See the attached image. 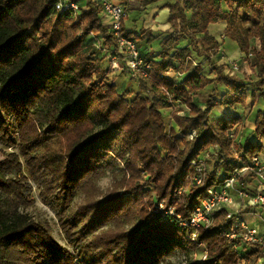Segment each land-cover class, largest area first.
<instances>
[{
    "label": "trees",
    "instance_id": "obj_1",
    "mask_svg": "<svg viewBox=\"0 0 264 264\" xmlns=\"http://www.w3.org/2000/svg\"><path fill=\"white\" fill-rule=\"evenodd\" d=\"M59 1L0 0V113L14 117L17 148L25 163L30 168V159H36L56 177L66 206L75 191H88L92 179L101 175L97 159L100 151H109L107 141L120 144L125 176L119 189L123 191L116 190L100 203L86 204L70 221L60 219L71 246L77 248L88 234L107 224L137 217L140 224L135 233L124 235L129 236L125 264H152L156 249L164 245L170 249L186 245L193 250L204 245L203 264H259L256 248L249 246L242 255L239 249L248 245L226 237L230 221L224 211L214 215L210 227L197 231L195 241L191 229L179 223L189 219L210 185L229 175L231 165L242 167L264 154V0H164L171 32L162 36L159 52L142 56L150 66L143 96L118 91L107 68L100 66L105 57H99L93 46H84L90 36L101 39L102 46L113 42L99 3L86 0L83 9L57 10ZM157 1L138 0L139 9ZM123 22L124 18L121 35L137 46L145 38L153 40L142 27L127 32ZM219 23L225 24L224 39L234 43L245 60L253 58L256 81L246 83L225 74L223 66H214L216 77L209 78L201 64H192L193 54L206 60L218 55L220 44L210 27ZM170 73L185 77L178 83L167 76ZM210 85L223 86L225 92L217 99L215 88L197 105L194 97ZM250 86V99L255 100L257 94L263 109L254 113L249 136L239 142L235 140L239 117L211 121L210 115L216 108L245 107ZM159 103L186 107L187 113L172 118L177 128H166ZM7 136L0 121V137L9 142ZM215 147L224 156L220 174L216 157L212 158L213 170L204 172L203 185H195L198 171L192 162L204 159ZM31 153L36 157L31 158ZM20 169L16 154L0 161V188L12 186L13 194L22 200L20 184L3 178ZM160 205L163 216L158 212ZM6 206L0 198V264H74L47 227L27 215L5 211ZM86 213L90 217L78 230ZM136 234L138 239L133 237ZM124 236L106 231L92 240L107 248Z\"/></svg>",
    "mask_w": 264,
    "mask_h": 264
},
{
    "label": "rangeland",
    "instance_id": "obj_2",
    "mask_svg": "<svg viewBox=\"0 0 264 264\" xmlns=\"http://www.w3.org/2000/svg\"><path fill=\"white\" fill-rule=\"evenodd\" d=\"M95 1L98 2V0ZM77 5L79 8H82L81 6H83L79 4V1ZM121 5L124 8L125 17L126 15L133 16L134 11L140 13L145 10L144 8L139 9L138 0H131V3H128V5L125 3H122ZM155 22L156 21H154L153 24H155ZM210 33L220 44L218 55L215 58H212V60H206L203 57L196 58L193 54L192 64H201L203 72L208 75L207 77L209 78L216 77V73L213 72L215 67L223 66V72L225 74L231 73L235 77L243 79L246 83L256 81V73L253 69V58H251V61L245 60L244 55L239 53L237 46L227 39H224L219 25L211 26ZM251 43L254 45L256 41H252ZM180 44H185V42H180ZM84 46H93V48L99 51V57L104 55V51L106 49V46L101 45V39L93 38L92 36L86 38ZM138 46L140 50L141 48H144L143 52L141 50L142 56H147V49H145V47L140 48V44ZM101 63L102 64H100V66L102 68L108 69L109 65L106 58L105 60L101 61ZM233 66H237L238 69L236 71L232 70ZM123 75L127 77L128 80L125 79L123 84H119V80L121 77H123ZM109 78L110 80H115L117 89L120 92L123 90H129L134 94H140L142 96L146 94L144 92V84L148 81L144 78L138 82L129 79L126 73H123L118 77L116 76L115 78H113L111 75ZM124 84L127 86H124ZM215 88L217 90L216 98L219 99L220 96L225 92L224 87H215L214 85H210L204 91L198 93L194 97V102L197 105H202V99L205 98L207 94H210ZM251 90H253L252 86H250L246 91L248 99L245 107L236 106L231 110L225 108H216L210 115L211 121L218 117H239L241 122L240 126L238 127V134L235 137V140L239 142H242L247 136H249V132L253 125L252 121L254 119V113L263 109V103L257 94L255 95V100L250 99L249 96ZM158 106L163 113L164 122L167 129L170 127L177 128L176 124L172 120L173 117L177 115L182 116L188 112L182 103L177 105H165L163 103H159ZM167 106L170 107L168 108ZM0 121L7 129V137L9 138V142H6L0 137V161L6 159L7 155L9 154H16L18 157V162L21 164V169L19 171L12 170L11 172H8L3 178L19 183L20 185L18 186V190L21 192L23 198L22 200H19L13 194L15 191L12 186H2L0 188V198H2L3 202H5L7 205L5 211L13 210L18 214L27 215L34 222L40 223L47 227L50 231L52 239L61 247L68 250L74 259V264H120L121 262L125 261L124 255H126L125 249L129 236L125 237L124 235H129L131 232V234L135 233V228L140 224V220L137 217H131L127 222L124 221V219H121L115 222L116 224H107L103 228L99 229L96 233L88 234L85 237V242L79 245L77 248L71 246V243L66 239L60 227L61 218L70 221L71 216L79 209L83 208V206L86 204L100 203L102 200L113 196L112 193L116 190H118L119 194H121L123 190L119 188L122 184V179L125 176V172L123 170V161L119 160V157L121 156L120 144L111 140H108L107 144L105 143L106 146H109V151H100L99 157L97 159V165L102 171L101 175L92 179L91 187L88 189V191H75L72 201L68 206H66L64 200L62 199L60 186L56 177L46 172L36 159H30V168L28 167V164L25 163V159L17 148V125L14 117L1 112ZM236 127L237 126H234L231 129L229 132L230 135L235 132ZM42 129H44V127ZM262 148L264 151V146ZM34 156L36 157L34 153H31L30 157L34 158ZM205 163L206 165L203 168L207 173H210L213 170V159H211L210 162L206 159ZM229 209L232 210L231 208ZM261 211L262 212L260 214H252L251 217L250 212L253 211H251V208H245L243 210V214L247 213V215L244 216V218L249 220V222H256L258 218L264 219V207ZM158 212L162 213L161 211ZM163 215L164 213L161 214V216ZM89 217L90 215L86 213L84 219L77 224L78 230L82 228V224L86 222ZM106 231H113L114 234H117L118 236H124V239L115 243L112 241L111 245L107 248L100 247L98 246V243L93 242L92 239L94 236ZM133 237L138 239L139 235L136 234ZM248 249H250V247L247 249L240 248L239 251L242 255H244ZM145 254L150 255L149 253ZM156 254L157 257L152 264H203L205 262L204 257L206 256L204 245H198L194 250L191 249L190 246L186 245H181L180 247L171 249L164 245L156 249ZM156 254L154 253V255ZM45 263L48 264L47 261H45ZM123 264H125V262H123Z\"/></svg>",
    "mask_w": 264,
    "mask_h": 264
},
{
    "label": "built area",
    "instance_id": "obj_3",
    "mask_svg": "<svg viewBox=\"0 0 264 264\" xmlns=\"http://www.w3.org/2000/svg\"><path fill=\"white\" fill-rule=\"evenodd\" d=\"M98 3L113 32V42L106 47L103 55L109 65L108 77L112 75L115 78L126 73L129 79L138 82L140 79H147L149 64L145 63L136 43L124 38L120 33L121 20L125 17L123 6L114 3L113 0H98ZM55 8L77 10L78 6L68 0H60ZM232 68L234 71L238 69L237 66ZM230 75L232 76L231 73ZM215 157L218 167L216 173L219 175L224 156L219 154L217 147L207 153L204 159L192 162L198 171L193 179L195 185L204 184L206 171L203 167L206 165V159L211 160ZM230 168L232 170L229 175L219 178L210 185L206 189V197L195 207L189 219L180 222L179 225L190 228L191 240L195 241L197 231L210 227L216 220L214 215L224 211L226 220L230 221V229L225 234L226 237L256 248L259 251V264H264V219L258 218L256 222H249L244 218L247 213L243 214L245 208H251L253 212H250V216L252 217V214H260L264 207V154L254 156L247 165L242 167L231 165ZM161 208L160 205L158 211H161ZM168 214L169 217L173 215L172 211Z\"/></svg>",
    "mask_w": 264,
    "mask_h": 264
},
{
    "label": "crops",
    "instance_id": "obj_4",
    "mask_svg": "<svg viewBox=\"0 0 264 264\" xmlns=\"http://www.w3.org/2000/svg\"><path fill=\"white\" fill-rule=\"evenodd\" d=\"M78 1L80 5H83L81 7L85 8L86 0ZM113 2L116 4L125 3L126 5H128V3H131V0H113ZM165 2L166 1L164 0H160L155 3H151L148 6L144 7L145 10L143 12L138 13L134 11L133 16L126 15V17H124L123 26L125 27V30L127 32L137 31L140 27H142L144 30L149 31V36H151L153 40L147 42V38H145L140 42V48L145 47V49H147V55L150 53L159 52L161 50V36L165 33L171 32L170 25L168 24L169 10L162 7ZM154 21H156L155 24H153ZM217 25H219L222 31L224 30V23H219ZM184 45L185 44H182L181 46ZM143 49L144 48H141L142 52ZM167 76L179 83L185 77V74L178 75L175 73H170ZM125 79H127V77L123 75V77H121L119 80V84H123V81H125ZM124 86L127 85L124 84Z\"/></svg>",
    "mask_w": 264,
    "mask_h": 264
}]
</instances>
